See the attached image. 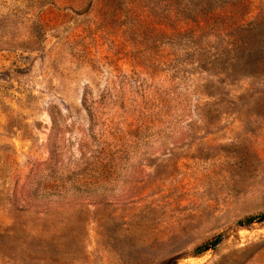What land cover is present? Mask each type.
Listing matches in <instances>:
<instances>
[{"label": "rangeland", "instance_id": "374dc122", "mask_svg": "<svg viewBox=\"0 0 264 264\" xmlns=\"http://www.w3.org/2000/svg\"><path fill=\"white\" fill-rule=\"evenodd\" d=\"M260 217L264 0H0V264H264Z\"/></svg>", "mask_w": 264, "mask_h": 264}, {"label": "trees", "instance_id": "16d2710c", "mask_svg": "<svg viewBox=\"0 0 264 264\" xmlns=\"http://www.w3.org/2000/svg\"><path fill=\"white\" fill-rule=\"evenodd\" d=\"M254 220H256V218H247V219H244L242 221H239L237 223V225H239V226H242V225L243 226L244 225L247 226V225H250L251 223H253ZM52 228H54V226H52ZM219 243H221V241L216 242V244L214 243V246L218 245ZM210 245H208V246H200V247L196 248L195 249V253L197 255H202L203 253H205L206 251L209 250Z\"/></svg>", "mask_w": 264, "mask_h": 264}, {"label": "water", "instance_id": "95a60500", "mask_svg": "<svg viewBox=\"0 0 264 264\" xmlns=\"http://www.w3.org/2000/svg\"><path fill=\"white\" fill-rule=\"evenodd\" d=\"M263 222H264V217H260V218H257L256 220H254L253 223H251L250 225H247V226H245V225L239 226L238 225V227L243 228V229H247L249 227H252V225L255 223H263ZM223 237H224L223 235L219 236L215 242L221 241L223 239ZM213 247H214V244H211L209 248H213Z\"/></svg>", "mask_w": 264, "mask_h": 264}]
</instances>
